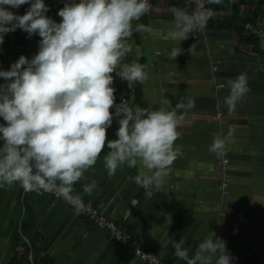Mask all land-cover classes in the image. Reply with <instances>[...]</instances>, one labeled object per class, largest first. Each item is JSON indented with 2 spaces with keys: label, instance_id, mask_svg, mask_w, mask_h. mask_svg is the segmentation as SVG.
<instances>
[{
  "label": "crops",
  "instance_id": "1",
  "mask_svg": "<svg viewBox=\"0 0 264 264\" xmlns=\"http://www.w3.org/2000/svg\"><path fill=\"white\" fill-rule=\"evenodd\" d=\"M177 7L194 10L179 0H154L152 12L133 22L134 28L143 23L152 32L134 31L129 40L132 58L145 64L149 75L139 84L138 96L134 85L133 107L170 110L189 98L195 104L178 127L181 135L174 147L179 154L165 185L152 190L149 197L135 183L139 168L126 165L110 178L104 166L109 151L105 147L73 192L167 262L186 264L175 256L173 242L183 240L191 256L205 238L217 237L226 242L232 264H264V55L245 29L238 33L212 22L180 44L171 41L167 32L174 18L172 9ZM28 9L10 11L24 15ZM59 10L49 9L47 16L59 23ZM239 14L242 19V7ZM40 39L19 28L6 34L0 45V70H10L22 55L31 60L39 51ZM194 43L197 50L191 56L188 49ZM174 47L183 50L176 60L169 58ZM241 73L247 74L250 91L229 116L224 104L230 91L227 82ZM112 75L119 99L127 93L128 82ZM5 83L0 77V84ZM165 100L167 105L162 104ZM5 123L0 117V124ZM118 127L114 117L109 140L118 138ZM229 128L233 134L224 151L211 153L214 134L226 137ZM224 154L230 160L231 181L220 191L223 170L219 160ZM92 181L96 188L88 195L83 187ZM0 264L147 263L120 248L107 228L85 214L50 193L26 192L17 183L0 188Z\"/></svg>",
  "mask_w": 264,
  "mask_h": 264
},
{
  "label": "clouds",
  "instance_id": "2",
  "mask_svg": "<svg viewBox=\"0 0 264 264\" xmlns=\"http://www.w3.org/2000/svg\"><path fill=\"white\" fill-rule=\"evenodd\" d=\"M192 2L196 5L192 11L172 9L174 18L167 32L171 41L180 44L190 34L203 32L213 17L210 4L219 5L222 0H207L209 9L204 0ZM25 4L30 8L24 15L4 7ZM151 8L149 0H79L59 10L62 19L57 23L47 16L44 0H0V45L4 36L17 28L29 37L38 34L41 38L39 51L31 60L22 55L10 70H0V77L7 81L0 84V117L6 122L0 124V188L18 183L26 192L54 193L79 212L81 197L73 195L74 185L85 178L105 147L109 151L104 166L110 178L126 165L139 168L135 183L149 197L152 190L165 185L179 154L174 147L181 135L178 127L194 101H179L170 110L132 107L128 100L117 104L112 87V73L127 81L130 89L149 79L145 64L123 60L132 51L128 41L134 31L152 32L143 23L133 27ZM248 23L252 22L244 29L252 36ZM196 50L194 43L188 52L192 56ZM182 51L174 47L169 58L176 60ZM217 69L214 64L213 70ZM227 87L230 91L224 104L232 116L237 103L250 91L247 74L230 79ZM114 117L119 118L118 138L109 140ZM232 134V128L226 137L214 134L209 151L223 152ZM95 188L92 181L83 191L91 195ZM183 244L180 240L172 247L186 264H232L223 239L205 238L191 256Z\"/></svg>",
  "mask_w": 264,
  "mask_h": 264
},
{
  "label": "built area",
  "instance_id": "3",
  "mask_svg": "<svg viewBox=\"0 0 264 264\" xmlns=\"http://www.w3.org/2000/svg\"><path fill=\"white\" fill-rule=\"evenodd\" d=\"M179 1H181V3L185 6L191 5L194 7V9L196 7V5L192 2V0H179ZM44 2L49 9L58 10V9L63 8L66 3L79 2V0H44ZM149 2L153 7L154 0H149ZM204 2H205V7L209 9L208 7L209 3H207V0H204ZM4 7L9 11L10 10L20 11L26 8H30V4L22 5L19 8H13L11 6H4ZM151 12H152V8L148 14H150ZM246 28L249 30V32H251L254 36H256V38L259 41V44L264 50V22H259L257 24L248 23L246 25ZM134 99H135V95L133 91H130L127 96H123L120 100L116 101V103L119 104L123 100H128L129 105L133 107ZM112 111L114 112L115 109L113 108ZM220 115L222 114L220 113ZM45 193L46 192H41L38 194L43 195ZM50 194H52L55 198L62 200L64 203H66L67 205H69L71 208H73L76 211V209L72 205L67 203L63 198L58 197L54 193H50ZM73 195L75 196L78 194L73 192ZM81 204L82 206L79 209L80 213H83L89 218H91L92 220H94L99 226L103 228H107L111 237L114 239V241L117 244H120L128 248L129 250H131L132 253L138 258H140L142 262H146L148 264H178L177 261L167 262L161 259L160 257H158L157 255H155L153 252L146 250L138 242V239L134 237L133 233L122 230L120 226L115 222V220H112L109 217L100 214V212L92 205V203H90L89 201H86L82 197H81ZM220 215H222V217H226L227 213L221 212Z\"/></svg>",
  "mask_w": 264,
  "mask_h": 264
},
{
  "label": "trees",
  "instance_id": "4",
  "mask_svg": "<svg viewBox=\"0 0 264 264\" xmlns=\"http://www.w3.org/2000/svg\"><path fill=\"white\" fill-rule=\"evenodd\" d=\"M240 7H242V10H243L242 19L239 14ZM210 9L213 11V17L209 19V23L210 22L216 23L218 28L233 29L238 33H243L244 25L247 22H252L253 24H257L258 19H261V20L264 19V0H222V3L219 5L210 4ZM251 37L253 41L257 43L255 36L252 35ZM132 62H135V60L132 58V55L130 52L124 58V63H132ZM135 89H136V94L138 96L139 95V83L135 84ZM219 164L221 165V168L223 170V178L220 183L221 184L220 191H222V190H226L229 187L228 185L230 184V181H231V175L229 174V171L227 170V167L230 165V160L224 154L220 158ZM127 232H130V231H127ZM134 237L137 239L135 234H134ZM118 245L120 246V248H123V249H126L127 251L132 252L128 248L120 244Z\"/></svg>",
  "mask_w": 264,
  "mask_h": 264
},
{
  "label": "bare ground",
  "instance_id": "5",
  "mask_svg": "<svg viewBox=\"0 0 264 264\" xmlns=\"http://www.w3.org/2000/svg\"><path fill=\"white\" fill-rule=\"evenodd\" d=\"M127 86H128V85H127ZM130 91H133L134 95L136 96V94H135V90H134V87H133V89H130V88L128 87L127 93H126L125 95H123V96H127L128 93H129ZM123 96H122V97H123ZM122 97H121V98H122ZM121 98L116 99V101L120 100Z\"/></svg>",
  "mask_w": 264,
  "mask_h": 264
}]
</instances>
